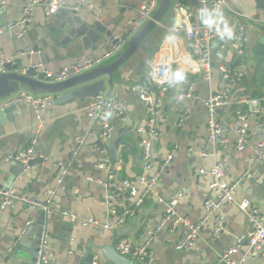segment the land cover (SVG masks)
<instances>
[{"label":"crops","instance_id":"obj_1","mask_svg":"<svg viewBox=\"0 0 264 264\" xmlns=\"http://www.w3.org/2000/svg\"><path fill=\"white\" fill-rule=\"evenodd\" d=\"M24 1L0 0V4L6 3L0 22L18 19ZM58 1H66L67 8L50 17L46 16L44 6L36 8L34 23L24 35L19 36L17 30L0 35V60H4L5 65L22 63L24 67H30L37 64L39 68L55 73L80 59L102 56L108 50L111 37L125 34L138 9L148 0ZM183 10L191 11L195 22L203 21L198 0H174L113 79V96L121 99L127 120L116 122L114 136L109 141H100L96 133L87 138L55 195L51 196L60 170L54 163L69 159L78 139L91 124L87 115L93 97L90 91L69 96L64 95L66 91L54 94L40 120L36 119L28 103H21L12 117L0 124V187H17L20 195L42 204L51 198L54 208L53 212H48L37 206L30 208L22 201L5 209L0 207V264H17L14 260L6 261L9 251L19 245L24 249L37 247L43 233L48 237L49 264H90L84 258L91 254L94 255L93 264H142L120 254L116 244L122 237L136 245L141 244L146 238L144 228L148 225L156 228L161 224L164 206L156 195L146 201L135 219L115 230L84 227L70 215L100 221L106 219L105 188L89 179L107 177V171L97 168V163L109 158L119 178H134L142 171L139 143L143 136L137 129L146 124L148 115L133 87L149 82L154 67L168 59L172 61L173 80L164 98V116L160 122L162 137L154 144L152 173L170 154L173 157L161 175L157 195L170 200L183 192L184 199L178 204V211L191 222L201 221L206 216L204 203L210 195L211 170L223 161L227 164L226 182H234L247 170L252 172V178L240 184L235 197L238 201L247 199L264 218V163L255 159L250 147L243 151L235 149L236 136L230 128L239 99L264 98V27L254 24L248 31L244 52L224 57L228 67L243 71L244 76L232 87V103L218 110L224 129L216 142L209 144L210 131L202 100L219 91L225 82L216 58H213L210 80L203 71L195 73L189 69L190 45L181 17ZM238 14L253 21L264 20V0H227L220 11L221 33L226 26L234 27ZM220 34L213 41L214 51L228 40ZM114 60L116 56L103 64L108 65ZM184 72L197 77L192 84L198 99L178 100V95L189 84L182 76ZM109 82L105 92L110 88ZM19 91L32 92L29 89ZM186 111L189 115L179 125L181 115ZM261 118L264 120V113ZM35 137L34 149L38 157L35 165L20 171L17 162L4 161L7 155L30 146ZM262 138L264 134L255 137L256 140ZM224 140L228 142L224 143ZM95 145L105 147L106 153L96 151ZM202 151L206 154L201 155ZM40 155H46L47 161H42ZM201 169L205 172L200 173ZM222 211L226 216L223 232L214 237V220L209 218L201 230L198 248L192 251L177 250L173 245L181 237L183 227L170 232L169 227L164 226L150 244L156 254V264L214 263L219 255L238 242V237L252 228L247 214L236 204H225ZM41 228L43 232L38 242ZM245 252L247 244L242 242L240 252L234 258L240 259ZM246 264H264V254L256 258L249 256Z\"/></svg>","mask_w":264,"mask_h":264},{"label":"built area","instance_id":"obj_2","mask_svg":"<svg viewBox=\"0 0 264 264\" xmlns=\"http://www.w3.org/2000/svg\"><path fill=\"white\" fill-rule=\"evenodd\" d=\"M158 1L148 0L143 4L138 9L137 15L130 22V27L125 34L111 37L108 50L102 56L80 59L55 73L41 67L40 70L44 73V78L48 82L58 83L66 81L102 65L106 60L116 56L142 27L145 21L151 17L158 5ZM226 1L198 0L200 13L203 16V21L200 23L193 20V13L191 11L183 10L181 14L190 45V53L188 54L190 59L189 69L195 73L203 71L206 79L210 80L212 77L213 58H216L219 61L218 70L225 82V85L219 91L211 93L207 98L202 100L206 107L207 124L210 131L209 144H214L224 129L218 110L232 103V87L235 83L242 80L244 76L243 71H235L228 67L224 62V57L227 54H240L244 52L248 42V31L254 24L264 27V20L253 21L245 15L238 14L236 24L231 28V38H228L226 42L222 43L214 51L213 41L222 31L220 11L226 6ZM86 2L87 0H81V3ZM66 3V1L58 0H25L21 5L22 14L18 19L0 22V35L8 31L17 30L19 36H22L34 23V10L36 8L44 6L46 16L50 17L61 9L67 8ZM5 8L6 3L2 2L0 4V14ZM172 70V61L170 59L163 60L151 71L150 81L147 84L134 85L133 87V90L138 93L139 98L144 103L148 115L146 124L137 129L138 133L143 136L139 143L142 152V171L134 178H119L109 158L97 163V168L107 171V177L105 179L89 177V179L101 183L105 188L107 217L104 221L95 218H78L75 215H70V218L78 220L84 227L115 230L135 219L139 209L143 207L150 197L156 195L158 201L164 206L161 224L156 228H151L150 225L146 226L144 228L146 238L141 244L136 245L126 237L120 238L116 244L117 251L122 255L132 257L135 263L156 264V254L151 250L150 244L164 226H168L170 232H176L180 227H183L181 237L173 245L177 250L192 251L198 248L201 230L208 219L213 218V235L214 237H218L225 229L226 224V216L222 211V207L225 204H236L240 210L247 214L252 228L247 233L238 237V242L219 255L212 264H246L249 256L256 258L260 254H264V218L260 210L252 206L247 199L238 201L235 197L240 184L244 180L252 178L253 174L250 170L245 171L234 182L230 183L224 180L227 164L220 161L214 166L211 170L213 179L209 186L210 195L204 203L206 216L199 222L189 221L178 211L177 206L184 199L185 194L183 192L178 193L170 200H164L157 195L156 188L160 182L161 175L173 157L170 154L162 166L152 173L154 167L153 149L154 144L160 141L162 137L160 122L164 116V98L169 89V83L173 80ZM5 72V61L1 59L0 74ZM52 99L53 95L48 93L18 91L11 97L1 100L0 108L28 103L32 107L36 119L40 120L42 111L51 104ZM184 99H198L193 84L188 85L178 95L179 101ZM237 104L234 119L230 123V128L236 136L234 147L238 151H243L247 147H250L255 159L258 162L264 163V138L260 140L255 139L256 136L264 134V120L261 118V115L264 113V98H241L237 101ZM87 115L91 124L86 129L85 134L78 139L77 146L69 159L54 163L59 168L60 174L51 196L55 195L58 189L61 188L66 175L87 138L96 133L100 141H109L114 136L116 122H124L128 118L121 99L117 96H109L105 91L99 92L92 98L87 108ZM188 115V111L181 115L179 125ZM38 127H41V124H38ZM36 141L37 137L33 139L30 146L7 155L4 161L21 163L24 166L23 170H27L36 164L38 158L34 149ZM227 142L228 140H224V143ZM94 148L103 154L107 151L105 147L100 145H95ZM205 154L206 152L202 151L201 155ZM39 157L42 161H47L48 159L46 155H40ZM202 172H205V170L201 169L200 173ZM16 201H22L29 205L28 207L30 208L37 206L48 212L54 211L51 198L46 204H42L20 195L17 187H0L1 209H5ZM64 213L69 215L68 212ZM47 238V234L43 233L37 246L38 264H49ZM242 242L247 244V252L240 259H235L234 256L240 252Z\"/></svg>","mask_w":264,"mask_h":264},{"label":"water","instance_id":"obj_3","mask_svg":"<svg viewBox=\"0 0 264 264\" xmlns=\"http://www.w3.org/2000/svg\"><path fill=\"white\" fill-rule=\"evenodd\" d=\"M173 3L174 0H159L151 17L145 21L142 27L116 55V60L108 65L102 64L66 81L58 83L48 82L37 64L30 67H24L22 63L16 65L6 64V72L0 74V101L11 97L20 89H29L33 93H48L52 95L66 91L65 96L83 94L86 91H90V94L93 96L92 98H94L99 92L106 90V83L108 81L111 82V85L106 94L112 96L114 93L113 79L117 75L119 68L130 59L142 40L156 27ZM16 108L17 105L0 108V124L5 123L8 118L12 117ZM17 164L20 171L23 170L24 166L18 162ZM42 232L41 228L38 242ZM37 248L36 246H32L31 249L28 247L24 249V247L19 245L9 251L6 261L14 260L17 264H37ZM85 259L88 263L93 264L94 255H86Z\"/></svg>","mask_w":264,"mask_h":264},{"label":"trees","instance_id":"obj_4","mask_svg":"<svg viewBox=\"0 0 264 264\" xmlns=\"http://www.w3.org/2000/svg\"><path fill=\"white\" fill-rule=\"evenodd\" d=\"M182 76L184 77L185 81L189 84H192L197 80V77L195 75H193L192 73L184 72L182 74ZM147 83H148V81L144 82L143 84H147Z\"/></svg>","mask_w":264,"mask_h":264},{"label":"clouds","instance_id":"obj_5","mask_svg":"<svg viewBox=\"0 0 264 264\" xmlns=\"http://www.w3.org/2000/svg\"><path fill=\"white\" fill-rule=\"evenodd\" d=\"M231 33H232V30L230 27H225L224 31L220 34L221 35V38H231Z\"/></svg>","mask_w":264,"mask_h":264},{"label":"bare ground","instance_id":"obj_6","mask_svg":"<svg viewBox=\"0 0 264 264\" xmlns=\"http://www.w3.org/2000/svg\"><path fill=\"white\" fill-rule=\"evenodd\" d=\"M185 62V61H184ZM186 63V62H185Z\"/></svg>","mask_w":264,"mask_h":264}]
</instances>
